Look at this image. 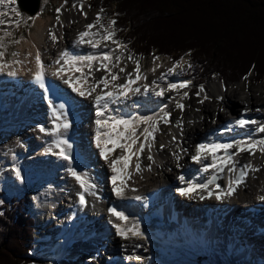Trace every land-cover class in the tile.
Instances as JSON below:
<instances>
[{"label": "bare ground", "instance_id": "1", "mask_svg": "<svg viewBox=\"0 0 264 264\" xmlns=\"http://www.w3.org/2000/svg\"><path fill=\"white\" fill-rule=\"evenodd\" d=\"M33 19L34 33L30 35V37L20 46L19 58L17 60L19 63L15 61L14 64H8L9 67L5 69L4 73H0V82L3 77L7 75L6 73L9 70H15L17 72V75L12 77L15 79L17 84L22 83L28 79V77L31 79V72L35 70L34 58L37 51L40 52L41 59L45 64L47 73L46 77L50 78L54 77L52 73L58 67L55 61L59 58V54L62 51H68L78 57L95 55L99 58V56H102L105 52L110 54V50L107 49L101 50L99 55L96 51L100 48L103 49L101 45H99L97 50L93 52H91L90 48H85L83 51L79 49V45L75 43L78 33L82 31L94 33L93 31L95 30L86 29L85 26L87 22L80 16H76L72 13V15H68L66 17V24L61 23L57 27H55V24L53 25L49 18H43L41 14H38ZM50 27H53L54 34L57 37L55 42L50 36H48ZM95 36L97 37V35ZM86 39H88V37H86ZM80 67H82L83 73L70 72L66 70L62 73V76L66 79L68 76L86 75L87 83L83 86L85 88H90L92 84L97 81V78L94 76V73L92 74L86 72V64H82ZM152 68L156 72L155 77L158 78L163 71L161 67V60L156 61ZM106 72L109 73V71ZM174 73L161 80L152 79L151 82L148 80L144 81V77L142 78V76L140 79H137L136 77L134 79L135 83L131 84L130 87L139 88L140 90L143 89L142 91H144L142 83L146 82L145 85L148 87L147 91L152 93L153 91L151 89H163V86L170 80L171 83L179 84V80L182 79V75ZM106 77H108L110 81V89L112 84H116L121 80L119 78L117 81H111V75H107ZM118 77H120V75H118ZM59 80L63 84L65 92L60 94L59 90L56 88L55 91L48 96L52 101L53 96H56L57 101H71L73 104L72 111L69 117L67 116L71 126L67 129L66 133L61 134V138H66L73 146L72 154L74 157V163L72 164V167H74L78 172L86 173L89 179L91 178V175L84 171L82 167L90 165L95 168L98 176L100 177V181H98V184H95L94 182L92 183L96 188L99 187V190L103 189V198L107 202H98L95 196L86 193L88 195L89 207L82 213V216L85 217L82 224L72 225L78 228L77 233H75L71 232L72 227L69 226L71 221L78 217L75 214V211H79L80 207H76V200L73 202H71L72 200L70 199L66 200L68 203V212L64 213L63 218L61 219L62 221L58 220L55 224H52L50 228L51 235L48 234L50 231H47V235L44 239L45 241L49 240L50 237H56L57 239L53 245L46 244V247L49 250L47 258L51 260V264H73L74 261H77L75 264H84L83 256H96L98 263L103 262L102 254L105 250H107L108 246L106 247L107 244L104 243L102 237L107 238V240H110L114 245L112 253L115 257L119 256V260L115 264H135L134 259H141L142 263H137V261V264H245L248 260L254 262V258L249 257V254L246 253H236L235 251H230L228 253L218 252V246L220 245L217 244V240L213 239L212 246L210 247L211 242L209 235H205L202 233L203 231L201 232L198 228H188L184 224L185 220H188V222H198L202 220V213L199 211L200 208L213 209L219 206V208L223 211H229L226 218L220 217L218 219L220 223L226 224V220H237L239 218L238 210L251 209L256 204L264 203V199H261V197H264V155L261 159L256 161L255 167L248 170V164L252 159V154H249L248 152L236 153L235 149H230L229 153L233 154L232 159L235 162L233 172H229L227 167H225L223 171H218L212 168L208 169L209 171L216 173L220 178L219 184L217 185L219 188L217 186L208 187L213 193L210 197L208 192L198 188L190 190L189 195L191 198H189V196L177 197L173 191H176V188H188V181H192L194 184H201L203 181V176L196 180H190L193 175L192 172L189 175H185L180 173L176 168L177 161L182 162V160L186 157V154L189 155V157H192L195 154V146L197 144L231 143L237 140L247 141L249 138L255 140L264 138V133H257L254 131L253 127L257 125L250 124L245 127H239L234 123L235 120L241 118L255 120L257 121V124L264 123L263 87L260 88L259 91L249 90L248 95H246V98L243 99V95L239 87L223 92L224 84L221 83L223 88L219 82L210 84L208 86L210 93H207L208 96L210 94L209 98L216 99L217 96L218 98H223L220 100L222 106H219V111L214 125H212L214 119L212 121L208 120V118L211 117L210 115L214 114L215 111L212 109L211 105L214 103V99H205L203 109L200 112L197 111V105L191 103L181 114H171V118L168 119V125L170 121L175 122L176 120L181 119L183 120L182 126L178 127L176 130H172L165 137L158 136V131L161 130L160 126H158V130L154 133L155 139L152 141L151 151L149 152L146 147L140 154L138 161L140 164L139 171L136 169V157L133 156L131 158L127 169V172L130 173V178L123 180L126 184V187L124 188V198H118L112 192L113 184L111 177L113 173L109 168V163L116 156L123 154L122 150L116 148L109 154V160L105 161L100 157L99 150L96 148L95 142L91 143V137H95L94 121L96 116L94 97L99 93L100 89H103V84L99 85L97 92L93 93L92 96L81 97L76 93H73L71 89L63 83L62 79L59 78ZM127 81H124L123 83ZM57 86L59 85L57 84ZM183 89L164 92V98L161 100H158V97L154 98L151 96L146 100L140 101L141 107L138 109L131 108L127 99L122 100L120 103L110 104L109 112L114 115H124L125 117H132L136 115L158 117L168 109L161 108L159 112L149 113L151 108H155L156 103L158 102L164 104L172 97L174 100H180L179 95H182L181 91ZM177 90H179L178 94H176ZM203 90L207 92L206 88H203ZM136 94L138 93H129V96ZM172 107L169 108L171 112L173 109ZM37 110L40 111V113H36V115H39L42 119L39 122H32L28 119L26 122H23L19 118L17 121H11L8 124L4 123L0 127V131L2 133L8 134L13 129L21 126L22 124H27L30 121V123L27 124H30L31 126L28 128L33 130L30 138H34L35 135H38L41 138V140L35 141L34 147L31 148L33 151L31 154L34 155L32 158L38 157L47 145L52 146L53 141L57 139V137L47 134V132L52 128L55 119H47L46 114L44 113V108L38 107ZM75 112H77V114ZM17 113L21 115L22 112L19 110ZM40 126L46 129L45 133H42L40 130L34 128H39ZM138 128L142 130L143 125H140ZM222 128H228L227 131L229 132L224 134L219 133ZM140 141H143V139ZM158 141L161 142L158 144ZM84 146H86L85 148L87 151L91 152L87 156L84 155L85 151L82 148ZM135 147H138V144L135 145L134 148ZM107 148H112V145L108 144ZM53 151H58V149L53 148ZM149 155L152 156L151 160L148 159ZM215 155L217 157H223L224 151L219 149ZM206 156L207 158L203 159L201 163L192 161L191 164H195V168L202 169L203 166L211 164L212 162L211 154H206ZM42 157L44 159V164H41L40 169H42L44 165L48 164L56 166L57 169L54 172L52 171L53 173L50 176L52 178H56L57 181L61 180V182H68L67 189L72 190L73 186H76V190L79 192L76 185L77 183L71 176H69L66 180L63 179L65 176L64 173H67V168L69 166L67 161L58 158L51 152L45 156L43 155ZM217 163H219V160ZM117 167L120 168L121 165H117ZM241 170L247 171V175L244 177V182L236 187V190L231 197L217 200L215 195L220 191H226L229 180L238 176ZM103 173L104 176L101 181V175ZM180 177H184V180L181 181ZM122 179L123 174L121 173L119 174V179L116 181V184L120 185ZM133 189L135 191H133ZM201 194L205 196V199H200ZM136 196H141L142 199L150 201L151 204H156V209L161 211L164 215L162 218L163 221L160 222L154 220L152 225L147 228L138 226L136 224V220L130 216V212L138 211L137 204H134V197ZM170 198L173 200V205L171 206L172 210H169L170 208L166 203V200ZM177 203L185 205L183 207L184 210L175 206ZM132 204L134 205L129 206ZM109 208H114L119 212H123L124 210V215L128 219L125 221L117 220L116 217L109 213ZM65 209L67 210V207L59 205L57 212L61 213ZM98 215L101 220H96ZM212 215H216L214 210H212ZM65 217L66 219H64ZM101 222L103 223L101 224ZM85 223L89 224L87 228L84 227ZM113 224H121L123 227L127 228L137 226L142 238L133 236L131 232L127 233V238L117 236ZM174 225L181 229H192V233L187 235V238H190L191 240L182 236L179 231L174 230ZM237 225L242 227V224L239 221ZM99 226H102L104 230L100 229L102 227ZM103 231L106 234L100 236V233ZM88 232L92 233L91 236L87 235ZM77 235H85L89 239L90 237H93L95 241L90 240L88 245L78 247L77 245L84 241L85 237H77ZM246 235L248 234H244L243 236L246 237ZM234 237H237V234H235ZM98 240H101L102 242L99 243ZM252 242L253 241L246 243L244 251L250 250L256 253V248L251 244ZM89 244L91 247L94 246V248L90 249L88 247ZM89 250L91 251L90 254ZM258 251H260V249ZM192 252L200 256V258H204L205 261L201 263L197 259L191 258L187 255ZM122 254L126 255L127 260H122ZM243 256L245 258H243ZM128 257H131V259ZM68 259H70V261ZM256 261H258V259H256ZM261 263H263V260ZM93 264L96 263L93 262Z\"/></svg>", "mask_w": 264, "mask_h": 264}, {"label": "trees", "instance_id": "2", "mask_svg": "<svg viewBox=\"0 0 264 264\" xmlns=\"http://www.w3.org/2000/svg\"><path fill=\"white\" fill-rule=\"evenodd\" d=\"M133 56H186L195 83L264 78V0H97ZM188 74V73H187ZM226 82V81H224ZM29 198L0 203V264H29L36 218Z\"/></svg>", "mask_w": 264, "mask_h": 264}, {"label": "snow or ice", "instance_id": "3", "mask_svg": "<svg viewBox=\"0 0 264 264\" xmlns=\"http://www.w3.org/2000/svg\"><path fill=\"white\" fill-rule=\"evenodd\" d=\"M14 2V0H12ZM5 0H0V5H4ZM75 7V5H73ZM57 13L60 12V9H56ZM101 11H103L101 9ZM20 15L19 12L16 13ZM5 15V13H0V16ZM57 22H59L60 17L59 15L56 17ZM101 17L97 16V22ZM5 20L0 19V25H4ZM115 24V21H109V27L105 29L104 34L101 36V40L108 41L112 40V37L115 35L114 31L112 30V25ZM95 24H87L85 27L86 29L90 30L94 28ZM5 35H11L10 32H6ZM97 34L90 33L89 31H82L79 32L76 38V44H89L93 49L99 47L100 40H95L91 37ZM51 39L55 42L57 37L55 34L50 33ZM88 37V39H86ZM14 43H18L19 41H13ZM113 43H118L117 41L113 40ZM3 47V44L0 43V48ZM4 52L0 51V73H4L5 69L9 67V65L4 62ZM13 56L17 55L16 53L12 54ZM99 59L101 61L100 67L105 69V71H110L107 61L111 60V56L109 53L105 52L99 58L95 55H88L85 57H78L73 55L68 51H62L59 54V58L55 61L58 65L56 70L52 73V75L62 79L63 83L71 89L73 93H76L78 96L86 97L92 96L93 93L97 92V88L100 84H103V89H100L99 93L94 97V104H95V116L96 119L94 121L95 124V146L99 150V155L105 161L109 160V154L113 152L116 148L122 150L121 155L116 156L112 159L109 163V168L113 173L111 180H112V192L118 198H124V188L126 184L123 182L124 179L130 178V173L127 172L129 167V162L131 158L134 156L136 157V169L137 171L140 170L139 164V157L140 154L147 149L149 152L151 151L152 141H154V133L158 130V122L157 117L155 116H132V117H125L124 115H114L109 112V105L113 103H120L122 100H126L129 97V93H138L140 91L139 88H131L130 85L135 83L134 80L129 79L125 83L119 84H112L110 89V81L108 77H101L97 80L90 88H85L83 85L87 83V76H68V78H64L62 73L67 71L70 72H81L83 73L82 67L80 65L86 64L88 68L91 70L92 64L94 61ZM131 59V57H129ZM182 59V58H181ZM116 60H119V57H116ZM19 63V61H17ZM35 70L31 72V80L32 82L37 85L40 89L44 90V98L48 102L49 107L53 109V115L55 116V120L53 122L52 128L47 132V134L51 136L57 137L53 141L52 147L49 148V152L53 155H56L58 158L68 162V173L69 175L75 180V182L79 185L80 192L79 195V203L80 205H85V193H89L94 195L95 193L92 192V189L95 185L89 180L86 173L78 172L72 164L74 163V157L72 154V144L66 139L61 138L62 133H66L67 129L71 126L70 122L67 119V113L65 110V103L61 102L58 105L54 104L53 101L48 96V89L46 87V67L44 62L41 59L40 52L37 51L35 58ZM115 65H113L114 67ZM180 67V61L175 62L171 68H169V73L173 72L176 68ZM139 69V65L137 64V71ZM123 71V68L120 69ZM10 77H15L17 72L15 70H9L6 73ZM111 81H117L119 77L116 74H111L110 77ZM137 79H140L137 76ZM188 87V82H181L179 84L170 83L168 85L169 90H176V89H183ZM109 89V90H106ZM148 87L145 85L144 91H147ZM203 91V88L200 89ZM157 96H163L164 90L161 89L160 91L155 93ZM185 97L188 95L187 92L183 94ZM199 95V93H197ZM208 97H205L207 99ZM219 99H222L219 98ZM203 101H201L202 103ZM176 107L183 110L184 105L177 102ZM108 113V114H106ZM168 112H164L163 121L165 123L168 122L169 117ZM239 127H245L246 125H257L254 129L257 133H264V123L257 124L255 120H248V119H237L234 122ZM143 125L142 131L138 132V127ZM40 132L45 133L46 129L42 126L39 127ZM140 136H143V141H140ZM139 142V143H138ZM111 144L112 148H107V145ZM138 144V147L135 145ZM53 148L58 149V151H53ZM222 149L224 151L223 157H217L215 153L217 150ZM230 149H235L236 153L241 152H248L249 154H255L258 150L262 155H264V138L255 140L249 138L247 141L244 140H237L231 143H200L195 146V154L191 157V159L196 163H201L203 159H206V154H211L212 162L211 164L205 165L201 170L207 171L209 168L216 169L218 171H223L225 167L228 168L229 172H233L235 168V162L232 159V155L229 153ZM148 159L151 160L152 156L149 155ZM219 160V163L217 161ZM117 165H121L120 168ZM231 165V166H229ZM247 167V166H246ZM15 171V175L17 179H21V173L17 169H13ZM123 174V179L120 185L116 184L117 175ZM247 175L246 170H241L240 174L236 176L234 179L229 180V184L226 191H220L218 194L215 195L217 200H222L223 198L231 197L236 190V187L239 186L241 183L244 182V177ZM181 181L184 180V177H180ZM219 188V186H217ZM201 189L205 192H208L209 197L213 195V193L209 190L208 184H194L192 181H188V188H180L178 189L179 194L181 196H191L189 195L190 190L192 189ZM133 191H135L133 189ZM136 200L142 199L140 196L134 197ZM200 199H205L204 195H200ZM264 199V197H261ZM2 203V201H0ZM109 213L116 217L119 221H125L128 218L124 215V213L115 210L114 208L108 209ZM113 227L116 230V235L127 238V233L131 232L133 236L141 237V233L138 230L137 226H133L132 228L123 227L121 224H113ZM131 259V257H128Z\"/></svg>", "mask_w": 264, "mask_h": 264}, {"label": "rangeland", "instance_id": "4", "mask_svg": "<svg viewBox=\"0 0 264 264\" xmlns=\"http://www.w3.org/2000/svg\"><path fill=\"white\" fill-rule=\"evenodd\" d=\"M79 3H80V6L82 8L84 7L83 11H81L79 9ZM5 4H6L5 7L3 5H0V13H5V15H2L0 17V19L5 20V24L0 25V43L3 44V47L0 48V51H3L4 53L6 52V55L9 57V60L5 61V59H4V62H6L7 64H14L15 61H17L19 58L20 46L22 45V43L26 39H28L30 37V33L32 32V30H33V32L31 33V35L34 33V24H33L34 19L33 18L35 16L29 19L31 21H28V18H27L28 16L21 13L18 10V6H16V0H14V2H12V0H6ZM73 5H75V7ZM57 8L60 9L59 13H57V11H56ZM17 12H19L20 15H17L16 14ZM72 13L75 14L76 16H80L84 21L87 22V24H89V23L95 24L96 26L94 28H92V29H95L93 31L94 34H96V28L98 25L99 28L97 29V32H100V36H98V39L103 42V40H101V36L104 34L105 29H107L109 27L108 16L99 12L98 10L91 8V7L86 8L85 2L83 0H40V4L38 7V13L36 14V16L38 14H41V16L43 18H46V19L49 18L52 21L53 25L55 24V27H57L61 23L66 24V17L68 15H72ZM98 14L101 17V20H99V22L96 21L97 20L96 17L98 16ZM58 15L60 17L59 22H57V19H56V17ZM102 21H103V26L101 27L99 25L102 24ZM4 29L9 30L11 35H5L6 32L4 31ZM50 33L54 34L53 27H50L48 36H50ZM13 41H19V42L14 43ZM114 45H115V43H113V41H108L107 46L112 47V48H103L102 47L103 49L100 48L96 52L99 54V52L101 50H107V49L110 50L111 49L110 50L111 60L109 61V64H111L112 66L115 65V67H118L117 68L118 73L121 74L119 77L121 80L116 84L123 83L124 81H127L129 79L134 80L138 73H139V77H141V76H142V78L144 77V79H143L144 81L148 80L149 82H151L152 79L161 80V79L166 78L169 75H172L179 68L178 67L174 70V72H171L172 74H170V73L167 74L168 69L172 67L171 58L170 59H168V57L158 58L156 60L149 59V57L144 58V59H136V58L129 59L130 56L128 53H126V49L123 46L119 45V47L116 48V47H114ZM13 53H16L17 55L13 56L12 55ZM116 57H119V60H116ZM158 60H161V67H162L163 71L161 72L160 76H158V78H157V77H155L156 72H155V70H153L152 67H153L154 63ZM181 61H182V62H180L181 68H179L178 71L174 74H178V72H179V74L182 75V73L184 74L185 71L187 70L188 65H189L188 60L186 58H183ZM100 63H101V61H99L97 63V65L92 66L94 68V70L100 71L103 69L100 67ZM137 64L140 67L139 72L137 71ZM86 68H87V65H86ZM121 68H123V71L120 70ZM86 72L92 73V72L88 71V68L86 69ZM104 72H106L105 69H103L102 72H95L96 74L94 73V76H96L97 80H99L101 76L106 77V76H104ZM136 72H138V73H136ZM217 77H218L217 75L211 76L210 81H209V83H207V85L209 86L210 84L218 83ZM181 80H183V79L179 80L180 83L182 82ZM224 81H226V82H224ZM224 81H223L224 83H222V84H224L223 85L224 86L223 92L239 87L241 92H242L243 99L246 98V95H248L249 90L259 91L260 88H262V87L264 88V78L262 81L258 82L257 84L253 83V80H251V77L248 79H241V80L236 79L234 82H232L228 79L227 80L224 79ZM249 81H250V83H249ZM169 82L171 83V80ZM183 82H185V81H183ZM145 84H146V82L142 83V88H145ZM140 87H141V84H140ZM189 88H190V86L188 85V87L186 89H189ZM203 88H205V87H203ZM185 90L183 89L181 91L182 95H179L180 99L183 96ZM167 91L169 92V90H167ZM178 91L179 90H177L176 94H178ZM208 93H210V89H209ZM263 93H264V91H263ZM209 96H210V94H209ZM209 96H207L208 100L214 99V98H209ZM186 98L189 100L183 98L180 102L183 105L187 104L186 106H184L183 110L186 107H189V105L191 103H193V104L197 105V107H198L197 111H199V112L202 111L203 104L205 103V99L201 103L200 97H196V99H195L193 97L189 98L188 96H186ZM170 99L173 100V103L172 104H166ZM179 101L180 100H174L172 97V98H169L164 104H161L162 105L161 108H167L168 109V110H165V112H168L170 114L168 119L171 118V114L173 115V113L175 115L176 114L179 115L183 112V110L181 112H179V110H181V109L178 108L179 110L177 111L175 108V102H179ZM224 102H225V100H224ZM211 105H212V109L215 110L216 112L214 111V114L210 115L211 117L208 118L209 121L216 119V116H217L218 111H219L218 110L219 106H222V104L218 98L214 99V103H212ZM170 107L173 108L172 112L169 110ZM29 114H31V113H29ZM24 117H26L25 114H24ZM162 117H163V115L161 114V118ZM158 118H160V116L157 117L158 126H160V128H161V130L158 131L159 137H163V136L165 137L172 130H176L178 127L182 126V124H183V120L179 119V120H176L175 122H171L169 120L170 123L168 125V122L165 123L163 121V119H161L163 121V123H162V122L158 121ZM0 119H1V117H0ZM20 119L23 122L27 121V118H24V119L20 118ZM4 123H6L4 120H0V127ZM28 123H30V121ZM212 125H214V122H212ZM255 128H256V126L253 127V129H255ZM32 131H33L32 129L28 128V130L26 131L27 137H26V133L24 131V132L19 133L17 138H12L8 141H0V195L2 194V196H0V201H2V203H8V202H10L11 197L21 199L22 197L27 196L28 198H30L31 207L29 210H30L31 215L33 217H35L37 220V227L35 229V232H37L36 237L41 238L44 234V239H45V236L47 235L46 232L50 231L52 224H55L58 220L62 221L61 219L63 218L64 213L68 212V203L66 202V200L70 199V200H72L71 202H73L74 199H73V196L71 194L66 193L67 191H69V192L71 191V189H67L68 182H63V184H65L66 186L58 187L55 190H47L46 188H44L45 186H44V183L42 181H39V182L38 181H32L29 183L28 187H26L25 185H22L21 183L18 182L19 179H17V177L14 173H12L10 170L4 168V164H9V162H11L12 160H13V162H17V164H21L23 162L22 159H23L24 155L26 158L28 155L27 159L30 160V163H31L30 166L31 167H33V166L37 167L40 172H43L44 171L43 169H47V168L53 166L52 164H48V165H44V167L42 169H40L41 164H44V159L42 156L49 154V148H51L52 146L47 145L46 147L48 149H47L46 153L41 152L38 157L32 158L34 155L31 154L33 152L31 148L34 147L35 141L41 140V138L38 135H35L34 138L31 139L30 136L32 135ZM138 131H142V130L140 128H138ZM0 134L6 135L5 133H2L1 131H0ZM142 139H143V136H140V140H142ZM160 142L161 141H158V144ZM19 151H20L21 155L19 157H17V153ZM262 156L263 155L258 150L255 152V154H252V159L249 163L250 165L248 164V170L251 169L252 167H255L256 161L261 159ZM56 169H57V167L55 166L52 169V171L54 172ZM64 175H66V172L64 173ZM64 177H63V179L66 180V178H64ZM58 181L61 182V180H58ZM75 200H76V198H75ZM59 205L62 207H67V210L65 209L61 213L60 212L58 213L57 209L59 208ZM60 209H62V208H60ZM201 210H202V208H201ZM64 219H66V217ZM98 219L101 220L99 215L97 216L96 220H98ZM102 223L103 222H101V224ZM56 229H58V228H56ZM48 234L51 235V231ZM105 234L106 233H104V231H103L102 233H100V236L105 235ZM44 239H43V243L45 244V246H46V244H52L53 245L57 241L56 237H50V239L47 240L48 242L45 241ZM102 240L104 241L105 244H107L106 247L108 246L107 250L104 251V256H102V261H106L104 263H107V258H105V257L114 256V254L112 253V250L114 249V245L112 244V242L110 240L108 241L107 238H105V237H102ZM38 254H39V252L35 251L34 256L31 257V260L33 261V263L34 264L45 263L44 260H40V261L37 260V257L39 256ZM187 255L191 258L197 259L201 263H203L205 261L204 258H200V256L196 255L193 252L188 253ZM123 256L127 260L126 255H123ZM117 257L119 258V256H117ZM68 260L70 261V259H68ZM86 260L87 259L84 258V261H86ZM82 261H83V259H82ZM134 262H135V264L140 263L141 259H139V260L134 259ZM50 264H51V262H50ZM92 264H93V261H92Z\"/></svg>", "mask_w": 264, "mask_h": 264}, {"label": "water", "instance_id": "5", "mask_svg": "<svg viewBox=\"0 0 264 264\" xmlns=\"http://www.w3.org/2000/svg\"><path fill=\"white\" fill-rule=\"evenodd\" d=\"M17 4L21 12L33 16L38 11L40 0H17ZM211 180L216 182L214 178H211Z\"/></svg>", "mask_w": 264, "mask_h": 264}]
</instances>
